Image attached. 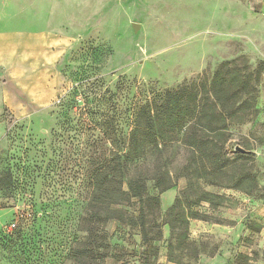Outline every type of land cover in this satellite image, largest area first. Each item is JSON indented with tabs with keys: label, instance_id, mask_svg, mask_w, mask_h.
Returning <instances> with one entry per match:
<instances>
[{
	"label": "rangeland",
	"instance_id": "obj_1",
	"mask_svg": "<svg viewBox=\"0 0 264 264\" xmlns=\"http://www.w3.org/2000/svg\"><path fill=\"white\" fill-rule=\"evenodd\" d=\"M45 30L65 36L62 46L46 41V66L27 68L19 47L0 63V174L12 176L0 187V264H72L68 252L83 234L88 200L87 161L112 148L96 123H111L108 138L124 137L152 93L209 75L224 60L264 61V0H0V32ZM256 106L227 141L230 156L244 149L236 164L254 182H243L244 190L205 185L225 200L216 209L194 207L210 217L189 220L197 251L182 248L169 260L167 244L175 241L166 223L154 253L137 229L109 222L110 254L121 259L106 264H142L143 251L147 264H264V69ZM185 155L178 147L171 157L172 175ZM184 185L179 178L160 193L157 221ZM147 189L157 194L152 180Z\"/></svg>",
	"mask_w": 264,
	"mask_h": 264
},
{
	"label": "trees",
	"instance_id": "obj_2",
	"mask_svg": "<svg viewBox=\"0 0 264 264\" xmlns=\"http://www.w3.org/2000/svg\"><path fill=\"white\" fill-rule=\"evenodd\" d=\"M263 69L264 61L252 66L245 57L224 60L209 75L205 72L174 88L152 93L137 107L132 127L124 137L108 138L106 130L111 123H96L112 148L107 156H91L87 161L88 200L78 224L83 234L68 252L72 264H106L107 260L121 259L110 254L109 222L137 229L141 243L154 253V242L162 238L160 224L166 223L175 241L167 244L169 260H177L182 248L196 250L187 234L189 220L210 217L194 207L207 203L216 209L225 200L223 195L206 190L205 185L244 190L243 182H254L236 164L245 151L230 156L227 141L231 126L248 121L258 110ZM178 147L184 148L186 155L172 175L169 166ZM166 153L169 157H164ZM179 178L185 185L159 222V195L176 185ZM147 180H152L156 195L148 194ZM11 184L10 172L0 174V187ZM134 200L139 205L136 209L131 207ZM143 253L139 261L147 264Z\"/></svg>",
	"mask_w": 264,
	"mask_h": 264
},
{
	"label": "crops",
	"instance_id": "obj_3",
	"mask_svg": "<svg viewBox=\"0 0 264 264\" xmlns=\"http://www.w3.org/2000/svg\"><path fill=\"white\" fill-rule=\"evenodd\" d=\"M54 38H57V40L59 41V46L63 45L62 42L65 36L54 35L53 33L51 34V32H49L48 30L30 34L25 33V31H17V33H15L14 35L8 34V32H0V63L3 64L5 63V59H11L14 54H18L19 47V53H21L26 59L22 60L23 64L26 65L27 68L29 67L34 71L39 66H41V63L46 66L48 62L47 59H49V54L45 52L44 45L47 42L53 41ZM55 51L51 50L52 53H54ZM39 52H41L42 54L46 53L48 57H45L44 54V56L42 57L43 59H41L39 57ZM39 58L41 59V62L39 61Z\"/></svg>",
	"mask_w": 264,
	"mask_h": 264
},
{
	"label": "water",
	"instance_id": "obj_4",
	"mask_svg": "<svg viewBox=\"0 0 264 264\" xmlns=\"http://www.w3.org/2000/svg\"><path fill=\"white\" fill-rule=\"evenodd\" d=\"M133 27H134L135 29H137V28L139 27V25H137V24H133ZM236 149H238V150H240V151H244V149L241 148V147H237Z\"/></svg>",
	"mask_w": 264,
	"mask_h": 264
}]
</instances>
